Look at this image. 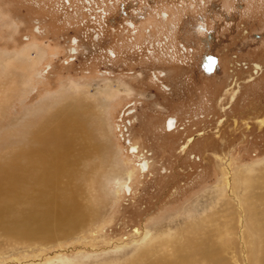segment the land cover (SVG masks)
I'll use <instances>...</instances> for the list:
<instances>
[{"label":"rangeland","instance_id":"374dc122","mask_svg":"<svg viewBox=\"0 0 264 264\" xmlns=\"http://www.w3.org/2000/svg\"><path fill=\"white\" fill-rule=\"evenodd\" d=\"M263 179L264 0H0V264L251 262Z\"/></svg>","mask_w":264,"mask_h":264},{"label":"bare ground","instance_id":"6f19581e","mask_svg":"<svg viewBox=\"0 0 264 264\" xmlns=\"http://www.w3.org/2000/svg\"><path fill=\"white\" fill-rule=\"evenodd\" d=\"M32 49V48H31ZM35 49V48H34ZM33 49V50H34ZM28 52V50H27ZM27 52H24V54L22 55L23 57H20V58H16V59H13L12 61H8V65H7V68L8 67H14V68H20L22 69H25V67H28L26 66V63L27 61H31L32 59L30 58L29 54ZM30 52V51H29ZM40 52V51H39ZM36 53V52H35ZM37 54V53H36ZM43 54V53H42ZM37 55H40L39 53ZM19 57V56H18ZM36 57V56H35ZM206 57V56H205ZM204 57V58H205ZM204 58L202 61H204ZM35 59V58H34ZM37 59V57H36ZM42 59V58H41ZM39 62L41 61L40 59H38ZM6 67V66H5ZM216 67V66H215ZM203 69H204V66H203ZM8 70V69H7ZM215 70V69H214ZM205 72V71H204ZM206 73V72H205ZM207 74V73H206ZM125 85V84H124ZM104 92H99V97H103L101 98V100L105 101V102H108L109 100H111L112 98L114 99V97H116L117 91H114L112 90L111 88H105L103 90ZM128 91V90H127ZM116 99V98H115ZM107 104V103H106ZM105 104V105H106ZM172 120V119H171ZM171 120L167 121L166 123V129L167 131H170L171 129L174 128V121H172L171 123ZM57 127V126H56ZM78 145V144H77ZM132 150H135V148H132ZM5 172V171H4ZM252 173H254V170L251 168V169H248L244 175H243V178H241V183H245V184H248L250 185V183L248 182L249 180H251V175ZM224 176L225 175H228L229 174V170L228 169H225L224 172H223ZM243 174V173H242ZM223 176V177H224ZM241 176V175H240ZM8 177V176H7ZM11 177V176H10ZM9 177V178H10ZM225 178V177H224ZM4 182V181H3ZM262 182L264 183V179L262 180ZM253 183V182H252ZM251 183V184H252ZM243 184V185H245ZM231 181L228 179L227 180V187L229 188H232L231 187ZM258 185V184H257ZM247 186V185H245ZM243 187V186H242ZM250 188V187H249ZM247 190V188H246ZM262 196H260L258 198V202L256 201V203L260 206L263 207V211L262 212H257L258 208H256V206H253L252 208V211L250 209H248L249 207L247 205H241L238 209V213H239V220H238V226H239V229L241 230L240 231V234L243 233V230L242 229H246L248 232H249V235L250 236H255L256 232L259 234L260 238H261V244H263V248H257L256 251H255V254L253 253V257L251 258V262L249 259H247V257H243L242 260H241V264H264V224L260 227H257L256 229H253L252 227H250L249 223H248V220H253L254 222H258V223H262V221H264V195L261 194ZM248 197V196H247ZM247 197L244 198V200L246 201ZM51 198V197H50ZM251 199V198H250ZM243 200V201H244ZM249 201V199H247ZM242 201V202H243ZM45 202V201H44ZM247 202V201H246ZM253 202V201H252ZM48 203L50 204V206L53 207L52 210H50V207L48 205ZM48 203H43L45 204V208L43 211H46V213L44 212L43 215L45 216L43 219L45 220V222H47L48 220L46 219L47 217H50V216H53L52 220L53 221H60L61 219H63V216L62 214H58L59 210V206L57 205V202L55 200H53V202H48ZM244 203V202H243ZM242 203V204H243ZM249 204H251L250 202H247ZM238 204V203H237ZM38 205V204H37ZM252 205V204H251ZM254 205V203H253ZM43 206V207H44ZM48 206V207H47ZM34 207V206H33ZM40 207H41V204H40ZM47 207V209H46ZM245 207V208H244ZM248 207V208H247ZM4 208V207H3ZM262 209V208H261ZM261 211V210H260ZM30 219V218H29ZM51 220V219H50ZM33 221V220H32ZM38 221V220H37ZM49 222V221H48ZM56 222V223H58ZM33 223V222H32ZM34 225V224H33ZM60 225V224H59ZM58 229V228H57ZM27 231V230H26ZM27 233V232H26ZM241 237V236H239ZM205 240H207V236H204L203 237ZM173 240V237H172V234L168 231L166 234H163V235H158V236H151L149 235V233H147V235L145 236L143 242L141 243V245L139 246V250L141 249H145V248H152V249H155V247H164V249H160L159 250V253L160 251H162V254H164L166 251H168L170 249V245H171V242ZM199 241L201 242L202 240L199 239ZM207 242V241H205ZM242 244L243 241H241ZM241 244V243H240ZM251 244H257L256 241H252ZM219 252L218 249H217V245H211L209 246V248L207 250H205L204 252L201 253V259L203 261V264H230L228 263L227 261H224L223 259L219 258V257H215L214 255ZM122 263V264H127L128 263V260H125L124 261H115L114 264H119V263ZM196 264H198V262H195ZM131 264H134V263H131Z\"/></svg>","mask_w":264,"mask_h":264},{"label":"water","instance_id":"95a60500","mask_svg":"<svg viewBox=\"0 0 264 264\" xmlns=\"http://www.w3.org/2000/svg\"><path fill=\"white\" fill-rule=\"evenodd\" d=\"M203 66H204V71L207 74H211L214 71L215 66H216V58L213 56L207 55L204 58Z\"/></svg>","mask_w":264,"mask_h":264}]
</instances>
